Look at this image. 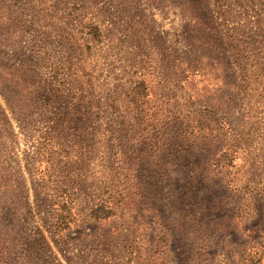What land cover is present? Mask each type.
Wrapping results in <instances>:
<instances>
[{"label":"rangeland","instance_id":"obj_1","mask_svg":"<svg viewBox=\"0 0 264 264\" xmlns=\"http://www.w3.org/2000/svg\"><path fill=\"white\" fill-rule=\"evenodd\" d=\"M0 264H264V0H0Z\"/></svg>","mask_w":264,"mask_h":264}]
</instances>
